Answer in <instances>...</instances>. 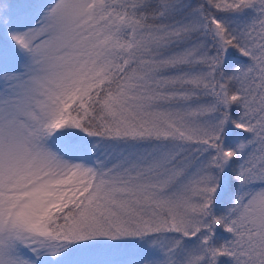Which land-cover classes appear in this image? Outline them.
<instances>
[{
    "label": "snow or ice",
    "instance_id": "1",
    "mask_svg": "<svg viewBox=\"0 0 264 264\" xmlns=\"http://www.w3.org/2000/svg\"><path fill=\"white\" fill-rule=\"evenodd\" d=\"M0 264H264V0H0Z\"/></svg>",
    "mask_w": 264,
    "mask_h": 264
}]
</instances>
